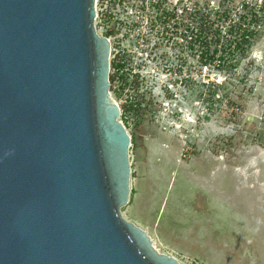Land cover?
I'll use <instances>...</instances> for the list:
<instances>
[{"label":"water","instance_id":"1","mask_svg":"<svg viewBox=\"0 0 264 264\" xmlns=\"http://www.w3.org/2000/svg\"><path fill=\"white\" fill-rule=\"evenodd\" d=\"M96 0H0V264H183L125 219L132 137Z\"/></svg>","mask_w":264,"mask_h":264},{"label":"rangeland","instance_id":"2","mask_svg":"<svg viewBox=\"0 0 264 264\" xmlns=\"http://www.w3.org/2000/svg\"><path fill=\"white\" fill-rule=\"evenodd\" d=\"M244 1L259 20L237 66L204 65L200 44L190 47V82L184 56L178 98L169 103L158 88L159 112L138 124L121 116L132 137L122 215L183 264H264V0H229L232 20L215 25L228 31ZM196 2L208 11L221 0H180V8Z\"/></svg>","mask_w":264,"mask_h":264},{"label":"flooded vegetation","instance_id":"3","mask_svg":"<svg viewBox=\"0 0 264 264\" xmlns=\"http://www.w3.org/2000/svg\"><path fill=\"white\" fill-rule=\"evenodd\" d=\"M95 3L96 30L110 44V93L117 103L121 101V116L127 114L134 121L140 114L154 115L165 104L157 105L155 89L164 91L169 103L178 98L184 56L190 82V38L186 45L180 42L179 0Z\"/></svg>","mask_w":264,"mask_h":264},{"label":"trees","instance_id":"4","mask_svg":"<svg viewBox=\"0 0 264 264\" xmlns=\"http://www.w3.org/2000/svg\"><path fill=\"white\" fill-rule=\"evenodd\" d=\"M228 2L229 0H221L217 7L211 8L207 4L208 11V8L202 9L199 2L190 7V47L195 48L200 44L204 65L217 63L219 68H233L239 64L236 58L242 56L253 44L252 38L256 31L251 28V24L259 20V15L255 11L256 6L250 7L251 2H243L241 9L244 13H240L239 18L228 25V31L224 32L218 24L215 25L216 20L224 23L232 20V8L226 6ZM260 8L263 9L262 6Z\"/></svg>","mask_w":264,"mask_h":264},{"label":"built area","instance_id":"5","mask_svg":"<svg viewBox=\"0 0 264 264\" xmlns=\"http://www.w3.org/2000/svg\"><path fill=\"white\" fill-rule=\"evenodd\" d=\"M179 3H180V0H179ZM192 3V2H190ZM190 5L188 3H186V5L184 6V11L181 10L180 8V14H184L185 12V16H183V27L180 28L181 24L179 25V33H180V42L181 43H186L187 44V40H188V37L190 38V19H188L187 15L189 14L190 16ZM181 19V17H180ZM189 30V31H188ZM185 45V44H184Z\"/></svg>","mask_w":264,"mask_h":264}]
</instances>
